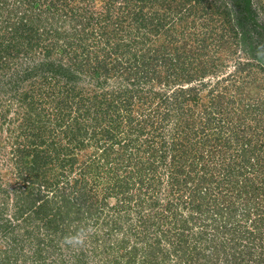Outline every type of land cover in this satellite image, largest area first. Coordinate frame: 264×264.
Here are the masks:
<instances>
[{"label": "trees", "instance_id": "16d2710c", "mask_svg": "<svg viewBox=\"0 0 264 264\" xmlns=\"http://www.w3.org/2000/svg\"><path fill=\"white\" fill-rule=\"evenodd\" d=\"M259 8L0 0V264H264Z\"/></svg>", "mask_w": 264, "mask_h": 264}, {"label": "rangeland", "instance_id": "374dc122", "mask_svg": "<svg viewBox=\"0 0 264 264\" xmlns=\"http://www.w3.org/2000/svg\"><path fill=\"white\" fill-rule=\"evenodd\" d=\"M253 3L256 5L257 4V7H259V0H253ZM260 3H261V5L263 6V8H264V0H260ZM259 15L260 16H262L263 18H264V10L262 9V8H259ZM188 32V30L186 31V33ZM238 49H240V46H239V48ZM227 51H225V52H221V55L223 56H225L226 55V57H225V61H227V64H226V66H225V72L224 71H222V74H223V76H224V74L226 73V72H228L230 69H231V67H232V64H233V60H232V55H229V54H227L226 53ZM239 52V51H238ZM239 56H236V58H238ZM224 72V73H223ZM222 76V75H221ZM264 92V91H263ZM1 111V110H0ZM8 115L9 116H11V115H13V113H8ZM0 159H4V156L1 154L0 155ZM3 169V168H2Z\"/></svg>", "mask_w": 264, "mask_h": 264}]
</instances>
